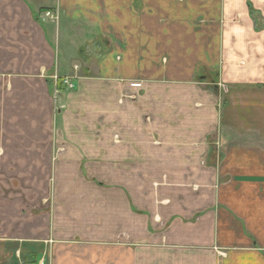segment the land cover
I'll return each mask as SVG.
<instances>
[{
    "label": "crops",
    "instance_id": "obj_1",
    "mask_svg": "<svg viewBox=\"0 0 264 264\" xmlns=\"http://www.w3.org/2000/svg\"><path fill=\"white\" fill-rule=\"evenodd\" d=\"M20 258L264 264V0H0V264Z\"/></svg>",
    "mask_w": 264,
    "mask_h": 264
},
{
    "label": "built area",
    "instance_id": "obj_2",
    "mask_svg": "<svg viewBox=\"0 0 264 264\" xmlns=\"http://www.w3.org/2000/svg\"><path fill=\"white\" fill-rule=\"evenodd\" d=\"M58 17L59 16H58L57 11H46L40 15L41 20L49 19V20L54 21V22L58 21ZM61 83L66 87H69V88L73 87L72 83L70 82V80L68 78L61 79ZM53 102H54V107L56 109H58L60 107V104H59V100L57 99V97L55 95L53 96Z\"/></svg>",
    "mask_w": 264,
    "mask_h": 264
},
{
    "label": "rangeland",
    "instance_id": "obj_3",
    "mask_svg": "<svg viewBox=\"0 0 264 264\" xmlns=\"http://www.w3.org/2000/svg\"><path fill=\"white\" fill-rule=\"evenodd\" d=\"M58 19H59V17H58ZM20 261H21V264H31V259H28V260H22L21 258L19 259Z\"/></svg>",
    "mask_w": 264,
    "mask_h": 264
}]
</instances>
